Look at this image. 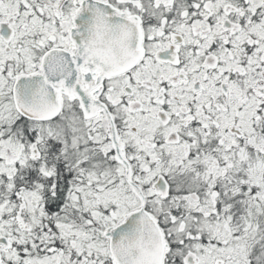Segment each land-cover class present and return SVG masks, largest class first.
Listing matches in <instances>:
<instances>
[{
  "label": "snow or ice",
  "instance_id": "obj_1",
  "mask_svg": "<svg viewBox=\"0 0 264 264\" xmlns=\"http://www.w3.org/2000/svg\"><path fill=\"white\" fill-rule=\"evenodd\" d=\"M0 264H264V0H0Z\"/></svg>",
  "mask_w": 264,
  "mask_h": 264
}]
</instances>
